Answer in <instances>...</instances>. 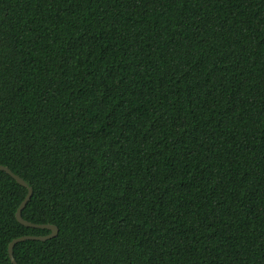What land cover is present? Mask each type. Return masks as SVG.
<instances>
[{
    "label": "trees",
    "instance_id": "obj_1",
    "mask_svg": "<svg viewBox=\"0 0 264 264\" xmlns=\"http://www.w3.org/2000/svg\"><path fill=\"white\" fill-rule=\"evenodd\" d=\"M0 166L17 264H264V0H0Z\"/></svg>",
    "mask_w": 264,
    "mask_h": 264
},
{
    "label": "water",
    "instance_id": "obj_2",
    "mask_svg": "<svg viewBox=\"0 0 264 264\" xmlns=\"http://www.w3.org/2000/svg\"><path fill=\"white\" fill-rule=\"evenodd\" d=\"M0 171L8 174L12 179H14L16 181L17 184L21 185L22 187H24L26 189V195H25L23 201L20 203V205L17 208L16 213H15L16 221L19 224L23 225L24 227H29V228H33V229H46L49 231V234L45 235V236L26 235V236H21V237L15 238L9 243L8 249H7L8 250V257L10 259L11 264H17L16 261L14 260V257H13V247L15 246V244H17L19 242L26 241V240L45 241V240L54 238L58 234V228L54 225L33 224V223H30V222L24 220L21 216V212L24 209V207L26 206L27 202L30 200V197L32 194V188L30 186H28V184L24 180H22L20 177L15 175L7 167L0 166Z\"/></svg>",
    "mask_w": 264,
    "mask_h": 264
}]
</instances>
